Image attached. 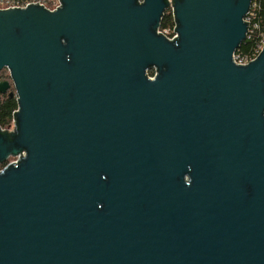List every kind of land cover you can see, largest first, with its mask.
<instances>
[{
    "label": "water",
    "instance_id": "obj_1",
    "mask_svg": "<svg viewBox=\"0 0 264 264\" xmlns=\"http://www.w3.org/2000/svg\"><path fill=\"white\" fill-rule=\"evenodd\" d=\"M251 1L173 0V40L168 0L0 9V264H264Z\"/></svg>",
    "mask_w": 264,
    "mask_h": 264
},
{
    "label": "built area",
    "instance_id": "obj_2",
    "mask_svg": "<svg viewBox=\"0 0 264 264\" xmlns=\"http://www.w3.org/2000/svg\"><path fill=\"white\" fill-rule=\"evenodd\" d=\"M169 4L166 8L163 17L167 14L171 16L172 24L169 27L157 28V31L166 36L168 40H173L177 37V33L174 30L176 26V20L174 18V8L172 5L173 0H168ZM144 0H139V3H143ZM42 5L46 10L54 11L63 5V0H0V9L6 10L11 8H27L30 5ZM162 17V19H163ZM162 21V20H161ZM244 22L247 24V32L245 41L252 42L253 47L250 52L243 53L239 48L233 54V61L237 65H247L250 62L254 61L264 49V9L261 5V0H252L250 3L249 10L244 17ZM242 42V43H243ZM10 76V70L6 68ZM149 78L154 79L157 76V69L152 68L148 73ZM15 118H13V125L10 128H3L5 130H13L15 128ZM0 128H2L0 126ZM20 157V154L11 155L3 163H0V171L4 170L9 164L16 162Z\"/></svg>",
    "mask_w": 264,
    "mask_h": 264
},
{
    "label": "trees",
    "instance_id": "obj_3",
    "mask_svg": "<svg viewBox=\"0 0 264 264\" xmlns=\"http://www.w3.org/2000/svg\"><path fill=\"white\" fill-rule=\"evenodd\" d=\"M262 8L264 9V0H261ZM172 24L171 16L165 15L161 21V27H169ZM253 47V41H245L241 44L240 50L243 53L250 52L251 48ZM10 80L9 73L6 69H3L0 71V81L1 80ZM11 82V80H10ZM11 90H14V87L12 86L11 82ZM10 92V91H9ZM9 92L7 93H1L0 92V126L2 128H10L13 125V118L16 119L17 111H18V101L16 96H10ZM10 126V127H9ZM5 135H8L11 137V135L8 133H4Z\"/></svg>",
    "mask_w": 264,
    "mask_h": 264
},
{
    "label": "rangeland",
    "instance_id": "obj_4",
    "mask_svg": "<svg viewBox=\"0 0 264 264\" xmlns=\"http://www.w3.org/2000/svg\"><path fill=\"white\" fill-rule=\"evenodd\" d=\"M12 86L14 87V85H13V84H12ZM9 91H15V88H14V90H11V89H10ZM9 127H10V126H9Z\"/></svg>",
    "mask_w": 264,
    "mask_h": 264
}]
</instances>
